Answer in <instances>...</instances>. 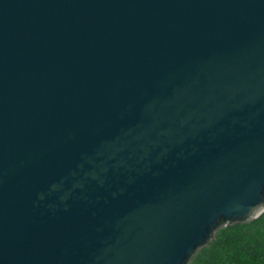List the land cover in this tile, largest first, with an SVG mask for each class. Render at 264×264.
Masks as SVG:
<instances>
[{"label":"water","instance_id":"obj_1","mask_svg":"<svg viewBox=\"0 0 264 264\" xmlns=\"http://www.w3.org/2000/svg\"><path fill=\"white\" fill-rule=\"evenodd\" d=\"M264 212V0H0V264H187Z\"/></svg>","mask_w":264,"mask_h":264},{"label":"trees","instance_id":"obj_2","mask_svg":"<svg viewBox=\"0 0 264 264\" xmlns=\"http://www.w3.org/2000/svg\"><path fill=\"white\" fill-rule=\"evenodd\" d=\"M187 264H264V212L254 220L219 223Z\"/></svg>","mask_w":264,"mask_h":264}]
</instances>
